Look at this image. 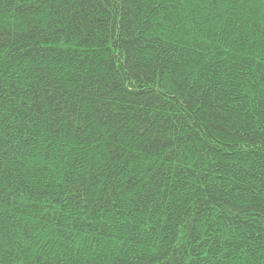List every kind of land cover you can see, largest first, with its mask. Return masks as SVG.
Instances as JSON below:
<instances>
[{"label": "trees", "instance_id": "1", "mask_svg": "<svg viewBox=\"0 0 264 264\" xmlns=\"http://www.w3.org/2000/svg\"><path fill=\"white\" fill-rule=\"evenodd\" d=\"M0 264H264V0H0Z\"/></svg>", "mask_w": 264, "mask_h": 264}]
</instances>
